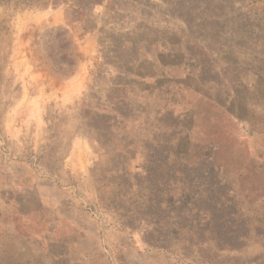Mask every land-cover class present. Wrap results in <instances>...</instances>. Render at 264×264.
<instances>
[{
    "label": "rangeland",
    "instance_id": "374dc122",
    "mask_svg": "<svg viewBox=\"0 0 264 264\" xmlns=\"http://www.w3.org/2000/svg\"><path fill=\"white\" fill-rule=\"evenodd\" d=\"M0 264H264V0H0Z\"/></svg>",
    "mask_w": 264,
    "mask_h": 264
}]
</instances>
